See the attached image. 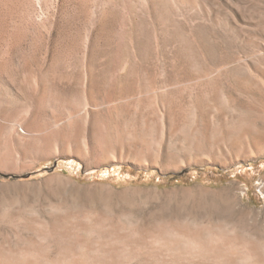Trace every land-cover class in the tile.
I'll list each match as a JSON object with an SVG mask.
<instances>
[{
    "label": "rangeland",
    "instance_id": "rangeland-1",
    "mask_svg": "<svg viewBox=\"0 0 264 264\" xmlns=\"http://www.w3.org/2000/svg\"><path fill=\"white\" fill-rule=\"evenodd\" d=\"M180 231L264 264V0H0V251L243 264Z\"/></svg>",
    "mask_w": 264,
    "mask_h": 264
},
{
    "label": "bare ground",
    "instance_id": "bare-ground-1",
    "mask_svg": "<svg viewBox=\"0 0 264 264\" xmlns=\"http://www.w3.org/2000/svg\"><path fill=\"white\" fill-rule=\"evenodd\" d=\"M102 225V224H101ZM118 226V225H117ZM113 227V226H112ZM139 227V226H137ZM162 229V228H161ZM160 229V230H161ZM125 230V229H124ZM168 230V229H167ZM198 230V229H197ZM134 231V230H133ZM157 231V230H156ZM193 231V230H192ZM196 231V230H195ZM117 232V231H116ZM189 232V231H188ZM121 234V233H120ZM136 234V233H135ZM169 234V233H168ZM72 235V234H71ZM141 235V234H140ZM129 236V235H128ZM167 236V235H166ZM165 236V237H166ZM171 236V235H169ZM215 236V235H214ZM117 237V236H116ZM165 237H163L162 235L159 234H155V239L154 241L156 243H158L161 247L163 248H168L170 251L174 250V249H180L179 244L183 243V245L185 246L184 249L191 255H195V256H206L208 258H211L214 260V257L216 259H225V261H227V259H229L230 257H232V255H235L236 257H238V259L241 261V263L243 264H249L248 260L252 259V258H256V256L252 253L249 252L248 250H244L243 252L240 253H236L235 251H230L229 249H227L226 247H223L222 245H218L215 244L214 245V237H210L209 240H205L204 237L207 236H203L202 234L199 232H193V233H185V232H177L175 235H172L171 238L168 237V239H166ZM220 238V237H219ZM75 239V238H74ZM116 239V238H115ZM129 239V238H128ZM146 239V237H145ZM219 241V240H218ZM111 242V241H110ZM114 242V240H113ZM116 242V241H115ZM123 242V241H122ZM137 242V241H136ZM135 242V243H136ZM143 242V240H142ZM141 242V243H142ZM81 243V242H80ZM139 243V244H141ZM76 244V243H75ZM100 244V243H99ZM115 244V243H114ZM127 244V243H126ZM144 244V243H143ZM148 244V242L146 243ZM93 245V244H92ZM103 245V244H102ZM130 245V244H129ZM145 245V244H144ZM99 246V245H97ZM138 246V245H137ZM158 247V246H157ZM76 248V247H75ZM93 248V247H92ZM106 248V247H105ZM146 248V247H145ZM149 248V247H148ZM162 248V249H163ZM249 248V247H248ZM65 249V247H64ZM67 249V248H66ZM100 249V248H99ZM251 249V248H250ZM1 250V248H0ZM90 250V249H89ZM9 251V250H8ZM69 251V250H66ZM77 251V249H76ZM88 251V250H87ZM113 251V250H111ZM148 251V250H147ZM161 251V250H160ZM166 252V251H165ZM76 253H79L76 252ZM111 253V252H110ZM170 253V252H168ZM179 253V252H178ZM235 253V254H234ZM20 254V253H19ZM71 254V253H70ZM93 254V253H92ZM103 254V252L101 253ZM167 254V253H166ZM38 255V254H37ZM36 255V256H37ZM68 255V252H67ZM73 255V254H72ZM84 255V254H83ZM114 255V254H113ZM146 256V255H145ZM182 256V254H181ZM189 256V255H188ZM39 257V256H38ZM78 257V256H77ZM190 257V256H189ZM42 258V257H41ZM56 258V257H55ZM80 258V257H79ZM78 258V259H79ZM178 258V257H177ZM181 258V257H180ZM187 258V257H185ZM202 258V257H201ZM205 258V257H204ZM234 258V256H233ZM47 259V258H46ZM50 259V258H48ZM81 259V258H80ZM111 259V258H110ZM257 259V258H256ZM255 259V260H256ZM0 260L1 262L4 260H8L13 262L14 264H26V257L25 256H18V255H11L8 256L6 255L4 252L0 251ZM107 260V259H106ZM113 260V259H112ZM111 260V261H112ZM116 260V259H115ZM208 260V259H206ZM230 260V259H229ZM80 261V260H79ZM100 261V260H98ZM94 262L93 264H98L99 262ZM209 261V260H208ZM224 261V260H223ZM239 261V262H240ZM262 261V260H261ZM70 262V261H69ZM75 262V261H74ZM73 262V264H75ZM103 262V261H102ZM106 262V261H105ZM108 262V261H107ZM114 262V260H113ZM205 262V261H204ZM213 262V261H212ZM228 262V261H227ZM238 262V261H237ZM250 262V261H249ZM207 263V262H206ZM263 263V262H262ZM32 264H38V262H33ZM51 264H57L54 261ZM63 264V263H62ZM72 264V263H71ZM121 264V263H120ZM251 264V263H250ZM254 264H259L258 261H254Z\"/></svg>",
    "mask_w": 264,
    "mask_h": 264
},
{
    "label": "trees",
    "instance_id": "trees-1",
    "mask_svg": "<svg viewBox=\"0 0 264 264\" xmlns=\"http://www.w3.org/2000/svg\"><path fill=\"white\" fill-rule=\"evenodd\" d=\"M174 176H175L174 174H170V175H169L170 178H172V177H174Z\"/></svg>",
    "mask_w": 264,
    "mask_h": 264
}]
</instances>
